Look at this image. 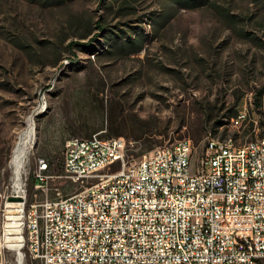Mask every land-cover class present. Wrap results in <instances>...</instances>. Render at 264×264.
Wrapping results in <instances>:
<instances>
[{
	"label": "rangeland",
	"instance_id": "1",
	"mask_svg": "<svg viewBox=\"0 0 264 264\" xmlns=\"http://www.w3.org/2000/svg\"><path fill=\"white\" fill-rule=\"evenodd\" d=\"M98 21L108 30L91 41ZM139 38L141 51L117 50ZM240 111L246 118L234 126ZM30 121L27 204L95 181L74 182L66 172L72 137H124L128 160L182 138L197 152L207 135L236 145L254 140L264 134V0L191 8L175 0H0L2 206L15 179L13 150ZM40 158L48 163L43 187L31 180ZM8 247L20 256L8 251L11 264H40L19 242Z\"/></svg>",
	"mask_w": 264,
	"mask_h": 264
},
{
	"label": "built area",
	"instance_id": "2",
	"mask_svg": "<svg viewBox=\"0 0 264 264\" xmlns=\"http://www.w3.org/2000/svg\"><path fill=\"white\" fill-rule=\"evenodd\" d=\"M226 145L207 135L197 152L182 138L128 160L124 137L68 139L69 177L95 181L27 204L26 178L14 179L0 205V264H11L6 236L18 227L40 264H264V134L239 153ZM47 172L40 158L37 187Z\"/></svg>",
	"mask_w": 264,
	"mask_h": 264
},
{
	"label": "bare ground",
	"instance_id": "3",
	"mask_svg": "<svg viewBox=\"0 0 264 264\" xmlns=\"http://www.w3.org/2000/svg\"><path fill=\"white\" fill-rule=\"evenodd\" d=\"M233 119H238V115ZM33 137H34V126H33L32 121H30L27 128L24 131H22L19 137V140L17 141L15 148L13 150L11 164H12L13 171L15 174V181H18L20 178V175L22 174V168L24 166L26 156L31 147ZM229 140L231 141V144L233 145H226V153H239V149H247L251 145H254V140L247 141L241 145H236L232 138H226V139L215 138V141H220V142H228ZM39 161L40 159L37 160L35 172H39ZM23 200H26L24 192H23ZM17 218L18 217L15 214L11 216V219H13L14 225H15V222H17L16 220ZM19 233H21V229L19 227L10 229L8 231V235L6 236L7 237V247H8V244L11 245V244L18 243V239L20 237ZM10 250H13V249H10ZM16 254L19 257V254L17 252Z\"/></svg>",
	"mask_w": 264,
	"mask_h": 264
},
{
	"label": "trees",
	"instance_id": "4",
	"mask_svg": "<svg viewBox=\"0 0 264 264\" xmlns=\"http://www.w3.org/2000/svg\"><path fill=\"white\" fill-rule=\"evenodd\" d=\"M33 1H36V2H39L41 4H43L44 6H51V5H59V4H63L69 0H33ZM205 0H175L176 4H179L181 7H187V8H191V7H195V6H198V5H201L204 3ZM166 17L163 16L162 19H163V22L166 20L165 19ZM100 22L98 21V23L96 24V27L99 28V31L98 33H95L93 35L94 38L91 39V41H95L96 38L95 37H98L102 32H107L108 28H105V26H102L99 24ZM105 37V35L103 36ZM108 38V37H106ZM119 40V39H117ZM114 39H111L110 42H113ZM142 41L139 39H136V40H128L127 42H120L118 44V48L117 50L122 52V53H126V54H133V53H137L139 51L142 50ZM74 44H77L79 45L78 43H74L72 42L71 45H74ZM32 182L34 183V179H31Z\"/></svg>",
	"mask_w": 264,
	"mask_h": 264
}]
</instances>
